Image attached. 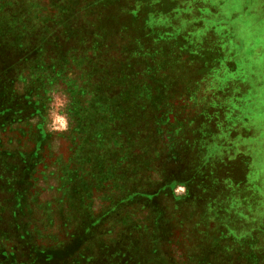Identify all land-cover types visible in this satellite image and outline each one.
<instances>
[{
    "label": "rangeland",
    "instance_id": "rangeland-1",
    "mask_svg": "<svg viewBox=\"0 0 264 264\" xmlns=\"http://www.w3.org/2000/svg\"><path fill=\"white\" fill-rule=\"evenodd\" d=\"M0 63V264H264V0H0Z\"/></svg>",
    "mask_w": 264,
    "mask_h": 264
},
{
    "label": "trees",
    "instance_id": "trees-1",
    "mask_svg": "<svg viewBox=\"0 0 264 264\" xmlns=\"http://www.w3.org/2000/svg\"><path fill=\"white\" fill-rule=\"evenodd\" d=\"M3 70H4L3 69V66L0 63V91H1V93L6 89V87L8 86V84H10V81H6V77H4V71ZM19 96H21V95H19ZM37 101H39V100H37ZM9 109H10L11 112H8V115H11V117L9 118L11 120L12 118H15L16 112L14 111L13 108H9ZM18 109H20L19 106L17 107V110ZM0 112H4V111L1 109ZM30 114H36V113L29 111V114H27V116L30 115ZM12 120H14V119H12Z\"/></svg>",
    "mask_w": 264,
    "mask_h": 264
},
{
    "label": "crops",
    "instance_id": "crops-1",
    "mask_svg": "<svg viewBox=\"0 0 264 264\" xmlns=\"http://www.w3.org/2000/svg\"><path fill=\"white\" fill-rule=\"evenodd\" d=\"M241 226H242V225L237 224L236 228L239 229V227H241Z\"/></svg>",
    "mask_w": 264,
    "mask_h": 264
}]
</instances>
